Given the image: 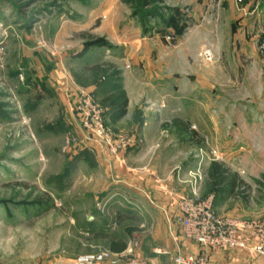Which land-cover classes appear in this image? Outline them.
I'll return each instance as SVG.
<instances>
[{"label": "rangeland", "instance_id": "374dc122", "mask_svg": "<svg viewBox=\"0 0 264 264\" xmlns=\"http://www.w3.org/2000/svg\"><path fill=\"white\" fill-rule=\"evenodd\" d=\"M84 92L108 135L89 132ZM145 121L174 170L200 162L218 215L264 218V0H0V264L109 249L94 209L110 237L157 245L162 212L105 198L103 163ZM213 161L244 185L212 184Z\"/></svg>", "mask_w": 264, "mask_h": 264}, {"label": "crops", "instance_id": "0c3cea01", "mask_svg": "<svg viewBox=\"0 0 264 264\" xmlns=\"http://www.w3.org/2000/svg\"><path fill=\"white\" fill-rule=\"evenodd\" d=\"M187 119L189 120L190 118ZM175 130L185 133L187 131V129L179 126H175ZM138 132L137 138L138 140L141 139L142 142L137 140L135 144L131 145V148L127 149L124 153L123 159L118 160L119 162L113 160L106 164L103 163L104 170L108 169L109 171L108 176L112 181V185L117 189L112 194L106 193L105 198H123L130 204V207L127 209L134 212L138 211L137 213H140L139 211L142 209L140 201L143 199L145 202H149L154 210L162 212L165 217L166 232L161 237L160 242L151 249H139L138 252L135 250L136 253L147 259L150 264H176L174 256L178 253L193 254L199 257L201 255L204 256L205 251L208 252L207 264H264V258L255 257L245 251L224 250L220 248H205V250L200 245L185 239L175 218V198L179 194L191 192L189 181L191 178L188 173L190 170H194V167L198 163L188 166L184 171L183 169L174 170L172 155L170 157L167 155L161 156L157 155V151L155 150L154 153L152 152L153 147L157 144V138L161 134L158 128L151 126L148 121H145ZM95 163V161H92L91 165L95 166ZM185 180L188 181L186 182ZM93 196L95 198L98 197L96 193ZM222 196L224 197V194L216 196L215 205H217V199H221ZM93 213L94 216L89 218V221L94 220L95 233H98L100 237L104 235L105 238L111 241L110 239L113 236H109L106 224L101 223L107 211L94 209ZM116 240L119 239L116 238ZM128 246L126 244L125 249L122 251H113L110 245L109 249L114 253H120L126 250ZM80 255L71 256L65 253L51 255L45 257L38 264H76L75 259ZM95 264L112 263L110 260H105Z\"/></svg>", "mask_w": 264, "mask_h": 264}, {"label": "built area", "instance_id": "2783aa9c", "mask_svg": "<svg viewBox=\"0 0 264 264\" xmlns=\"http://www.w3.org/2000/svg\"><path fill=\"white\" fill-rule=\"evenodd\" d=\"M81 97L88 104V115L93 114L88 126L89 132L101 137L108 135L102 127V110L91 105L90 93H82ZM95 136V137H96ZM131 140L123 143L122 147L129 146ZM116 149V146H111ZM200 162L195 170H190L191 192L179 194L175 198V218L185 239L205 248H220L224 250L245 251L258 258H264V218L245 220L239 217H222L215 211V195L202 197L199 184L203 181L200 171ZM186 182L188 180H185ZM206 250V249H205ZM207 254L195 256L193 254L178 253L174 256L176 264H207ZM110 260L112 264H150L147 259L135 252L133 246H128L120 253L105 249L95 253L78 256L76 264H95Z\"/></svg>", "mask_w": 264, "mask_h": 264}, {"label": "trees", "instance_id": "16d2710c", "mask_svg": "<svg viewBox=\"0 0 264 264\" xmlns=\"http://www.w3.org/2000/svg\"><path fill=\"white\" fill-rule=\"evenodd\" d=\"M106 101V100H105ZM175 126H179L183 129H187V123L182 120L175 119ZM209 180L212 184H218L229 188L231 192H235L240 186L244 185V181L239 178L237 173H232L229 168L222 162L213 161L208 169ZM110 248L113 251H122L125 249L126 244L116 238L112 237L110 239Z\"/></svg>", "mask_w": 264, "mask_h": 264}]
</instances>
